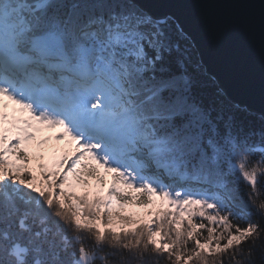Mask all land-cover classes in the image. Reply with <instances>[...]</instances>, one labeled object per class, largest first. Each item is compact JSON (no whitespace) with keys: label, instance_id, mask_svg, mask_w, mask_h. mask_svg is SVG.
I'll return each mask as SVG.
<instances>
[{"label":"snow or ice","instance_id":"1","mask_svg":"<svg viewBox=\"0 0 264 264\" xmlns=\"http://www.w3.org/2000/svg\"><path fill=\"white\" fill-rule=\"evenodd\" d=\"M0 264H264V0H0Z\"/></svg>","mask_w":264,"mask_h":264},{"label":"water","instance_id":"2","mask_svg":"<svg viewBox=\"0 0 264 264\" xmlns=\"http://www.w3.org/2000/svg\"><path fill=\"white\" fill-rule=\"evenodd\" d=\"M165 10L174 11L179 15L185 25L200 39L197 31L196 20L189 9L182 5H173ZM204 59L208 63L211 71L215 72L223 85L238 100L247 101L252 104L256 112L260 111L258 97L253 95L251 89L258 90L259 87V67L255 68L247 58V54L240 51L234 56L225 57L209 47L202 45Z\"/></svg>","mask_w":264,"mask_h":264},{"label":"rangeland","instance_id":"3","mask_svg":"<svg viewBox=\"0 0 264 264\" xmlns=\"http://www.w3.org/2000/svg\"><path fill=\"white\" fill-rule=\"evenodd\" d=\"M128 211L132 213H136L138 218H143L144 214L148 211V209L130 207Z\"/></svg>","mask_w":264,"mask_h":264},{"label":"trees","instance_id":"4","mask_svg":"<svg viewBox=\"0 0 264 264\" xmlns=\"http://www.w3.org/2000/svg\"><path fill=\"white\" fill-rule=\"evenodd\" d=\"M240 190H241V193L243 194V192L245 191V187L243 184L240 185ZM92 243H93V241L91 240V238L87 234H85L84 235V244L86 246H90Z\"/></svg>","mask_w":264,"mask_h":264},{"label":"bare ground","instance_id":"5","mask_svg":"<svg viewBox=\"0 0 264 264\" xmlns=\"http://www.w3.org/2000/svg\"><path fill=\"white\" fill-rule=\"evenodd\" d=\"M44 135L47 136V135H50V133H45ZM53 143H55V142H53Z\"/></svg>","mask_w":264,"mask_h":264}]
</instances>
